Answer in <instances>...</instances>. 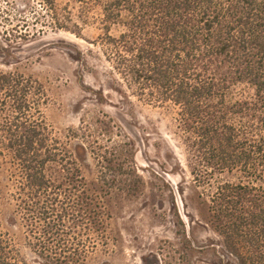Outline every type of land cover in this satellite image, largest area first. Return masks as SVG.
Here are the masks:
<instances>
[{
    "label": "trees",
    "instance_id": "16d2710c",
    "mask_svg": "<svg viewBox=\"0 0 264 264\" xmlns=\"http://www.w3.org/2000/svg\"><path fill=\"white\" fill-rule=\"evenodd\" d=\"M39 1L54 30L88 44L67 41L92 79L90 58L107 65L128 111L138 113L134 98L170 114L225 260L264 264V0ZM49 102L38 79L0 70V264H31L22 242L47 264H87L114 240L105 198L144 185L114 117L57 133ZM79 149L96 162L95 183Z\"/></svg>",
    "mask_w": 264,
    "mask_h": 264
},
{
    "label": "rangeland",
    "instance_id": "374dc122",
    "mask_svg": "<svg viewBox=\"0 0 264 264\" xmlns=\"http://www.w3.org/2000/svg\"><path fill=\"white\" fill-rule=\"evenodd\" d=\"M49 20L39 0H0V70L34 77L45 86L50 97L46 115L57 133L79 128L83 119L93 124L101 112L114 117L134 140L144 180L137 196L113 192L105 198L114 240L110 251L98 250L87 264H235L225 260L222 240L207 224V205L170 114L134 98L138 113L128 111L109 88L107 65L90 58L89 66L101 74L98 81L92 79L77 50L67 44L69 34L54 30ZM84 33L90 39L97 35L91 28ZM237 92L248 95L251 90L239 87ZM74 144L81 146L77 140ZM78 156L87 180L95 183L98 172L91 153L79 149ZM8 216L9 210L0 212L4 229ZM21 249L31 264H47L24 242Z\"/></svg>",
    "mask_w": 264,
    "mask_h": 264
},
{
    "label": "bare ground",
    "instance_id": "6f19581e",
    "mask_svg": "<svg viewBox=\"0 0 264 264\" xmlns=\"http://www.w3.org/2000/svg\"><path fill=\"white\" fill-rule=\"evenodd\" d=\"M66 38H67V40L72 41V42H75V43L79 42V41L73 39L72 37H68V36H67ZM79 43H80V42H79ZM77 44H78V43H77Z\"/></svg>",
    "mask_w": 264,
    "mask_h": 264
}]
</instances>
